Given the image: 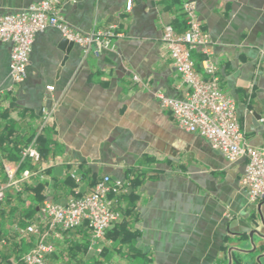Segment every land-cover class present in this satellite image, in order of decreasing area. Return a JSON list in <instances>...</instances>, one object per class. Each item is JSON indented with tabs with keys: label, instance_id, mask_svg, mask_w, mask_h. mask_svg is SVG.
<instances>
[{
	"label": "crops",
	"instance_id": "0c3cea01",
	"mask_svg": "<svg viewBox=\"0 0 264 264\" xmlns=\"http://www.w3.org/2000/svg\"><path fill=\"white\" fill-rule=\"evenodd\" d=\"M40 1L0 0V14ZM131 1L127 11V0H60L73 30L114 26L117 36L98 56H84L76 45L61 51L56 29L38 33L17 84L9 78L11 45L0 44V189L16 149L35 141L40 152L17 174L26 170L29 178L0 202V264L19 263L35 245L37 237L21 231L39 223L45 201L64 205L104 176L134 179L129 201H120L124 225L94 246L82 227L60 232L48 264H264V200L251 202L240 185L246 159L228 162L204 138L181 130L155 97L188 92L161 33L164 25L184 30L182 5L193 1L245 144L264 150V0ZM192 57L202 72L199 54ZM28 207L36 212L21 225Z\"/></svg>",
	"mask_w": 264,
	"mask_h": 264
},
{
	"label": "built area",
	"instance_id": "2783aa9c",
	"mask_svg": "<svg viewBox=\"0 0 264 264\" xmlns=\"http://www.w3.org/2000/svg\"><path fill=\"white\" fill-rule=\"evenodd\" d=\"M131 6L132 1L127 0L126 10L130 11ZM182 12L185 16L184 30L178 32L171 25H164L161 42L188 92L184 98L168 97L163 93H156L155 97L160 108L170 112L181 130L204 138L210 148L228 162L245 158L240 185L251 202L262 201L264 150L245 144L235 104L220 88L218 70L212 62L210 37L197 18L195 2H184ZM49 28L56 29L64 40L78 46L84 56H98L102 50L111 47L117 36L114 26L87 34L73 30L61 17L60 0H41L15 13L0 14V44L11 45L9 78L12 83L24 80L34 37ZM194 51L201 58L200 73L195 69ZM52 89L47 88L48 91ZM46 121L45 118L42 124ZM39 158V152L31 144L21 150L15 165H4L6 184L0 189V202L6 189L17 191L21 183L29 178L30 172L26 170L17 177L20 165L26 160L38 161ZM71 177L79 181L74 174ZM127 187V184L110 181L104 176L96 181L88 194H75L64 205L45 201L40 209L39 223L28 225L21 231L23 235L36 236L35 245L19 263L7 264H48V258L55 251L52 239L57 238L60 232L76 230L84 225L89 229L91 246H94L112 225L121 220L120 201L127 194Z\"/></svg>",
	"mask_w": 264,
	"mask_h": 264
},
{
	"label": "trees",
	"instance_id": "16d2710c",
	"mask_svg": "<svg viewBox=\"0 0 264 264\" xmlns=\"http://www.w3.org/2000/svg\"><path fill=\"white\" fill-rule=\"evenodd\" d=\"M33 146L37 149V151L39 152V148H38V144L36 143V145H35V141H33ZM21 150L22 149H16L14 152H13V155H14V159L16 160V162H18L19 161V159H20V152H21ZM39 154H40V152H39ZM24 164H21L20 165V168H22V166H23ZM127 185H128V187H127V194L126 195H124V197H123V201L124 202H128L129 201V199H130V191H131V189L135 186V184H134V179L133 178H129V180L127 181ZM38 197V196H37ZM7 198H10L9 196H7ZM17 198H19V196H17ZM43 199L44 198H37V201H38V203H37V205H39V203H42V201H43ZM16 212V209H13V208H11L7 213H8V215H9V218L10 219H13L14 217H15V215H14V213ZM36 212V207H28V209L23 213V215L21 216V219L23 220L22 222H21V225H23L26 221H31V219H32V215L34 214ZM121 213H122V218H121V220L118 222V223H116V224H114V225H112L110 228H114V227H116V226H121V225H124V220H125V212L124 211H121ZM4 215H5V213H4V211H3V209H0V217H4ZM109 228V229H110ZM82 229H84V230H86L89 234H90V232H89V229L84 225V226H82ZM109 229L106 231V233H105V235H104V237L107 235V232L109 231ZM103 237V238H104Z\"/></svg>",
	"mask_w": 264,
	"mask_h": 264
},
{
	"label": "water",
	"instance_id": "95a60500",
	"mask_svg": "<svg viewBox=\"0 0 264 264\" xmlns=\"http://www.w3.org/2000/svg\"><path fill=\"white\" fill-rule=\"evenodd\" d=\"M73 44L72 43H69L68 41H66V40H63V41H61V43L59 44V49L61 50V51H63L65 54H69L70 53V51L72 50V48H73ZM64 59H66V58H64ZM252 235L250 234V237H251ZM263 240H264V236H262L261 237ZM253 247H254V245H253Z\"/></svg>",
	"mask_w": 264,
	"mask_h": 264
},
{
	"label": "rangeland",
	"instance_id": "374dc122",
	"mask_svg": "<svg viewBox=\"0 0 264 264\" xmlns=\"http://www.w3.org/2000/svg\"><path fill=\"white\" fill-rule=\"evenodd\" d=\"M2 228V227H1ZM3 229V228H2Z\"/></svg>",
	"mask_w": 264,
	"mask_h": 264
}]
</instances>
